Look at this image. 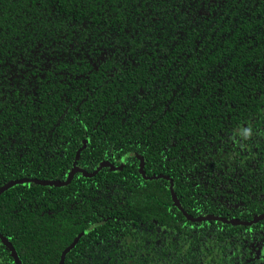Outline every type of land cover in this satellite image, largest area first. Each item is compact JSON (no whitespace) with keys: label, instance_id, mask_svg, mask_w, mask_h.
<instances>
[{"label":"trees","instance_id":"16d2710c","mask_svg":"<svg viewBox=\"0 0 264 264\" xmlns=\"http://www.w3.org/2000/svg\"><path fill=\"white\" fill-rule=\"evenodd\" d=\"M127 153L0 193L20 264H264V219L137 173L264 214V0H0V187Z\"/></svg>","mask_w":264,"mask_h":264},{"label":"water","instance_id":"95a60500","mask_svg":"<svg viewBox=\"0 0 264 264\" xmlns=\"http://www.w3.org/2000/svg\"><path fill=\"white\" fill-rule=\"evenodd\" d=\"M77 153H75V159L77 158ZM129 156H136L134 154H130V153H127L125 155H123V157L121 158L120 162H119V166L118 167H112L111 165H109L108 163L106 162H102L100 163L96 168L95 170L91 173V174H86L84 173V171H82L81 169H78L76 167H72L71 170L69 171V173L67 174L66 178L64 181L62 182H57V181H38V180H33V179H20V180H15V181H8L6 182L5 184H3L1 187H0V193H2L4 190H6L7 188H9L10 186L12 185H15V184H21V183H28V182H31V183H34V184H38V185H48V186H53V187H61V186H65L67 185L73 174L76 173V172H80L82 174L83 177H92L93 175H95L101 168H108L110 170H113V171H119L121 170V168L123 167L124 165V162H125V159ZM140 161L139 163V166H138V170H137V173L139 174L140 178L144 181H152V180H157V179H164L166 180L170 187H169V191H170V197H171V201L173 203V205L177 208V210L181 213V215L186 219L188 220L189 222H200V221H216V222H220L222 224H229V225H239V226H246V225H249V224H252L254 222H256L257 220L259 219H264V214H261L257 217H255L254 219H252V221L250 222H239V221H234V220H227V219H222V218H219V217H216V216H203V217H197V218H194L192 219L191 217L187 216L182 210L181 208L179 207V205L176 203L175 199H174V196H173V193H172V183L171 181L169 180V178L167 177H164V176H151V177H146L143 173V160L139 157H137ZM74 241H72V243L67 246L61 253H60V256H59V261L57 264H62V261H63V257L64 255L68 252V250L73 246L74 244ZM0 243H2L8 250L9 252V255L13 261V264H20L17 257H16V254L14 252V250L11 248V246L9 245V243L3 238L1 237L0 235Z\"/></svg>","mask_w":264,"mask_h":264},{"label":"flooded vegetation","instance_id":"af4514ba","mask_svg":"<svg viewBox=\"0 0 264 264\" xmlns=\"http://www.w3.org/2000/svg\"><path fill=\"white\" fill-rule=\"evenodd\" d=\"M173 193V192H172ZM174 196V195H173ZM174 199H175V197H174ZM175 201H176V203L178 204V202H177V200L175 199ZM172 205H173V203H172ZM179 205V204H178ZM174 206V205H173ZM175 207V206H174ZM180 207V206H179ZM176 208V207H175ZM181 208V207H180ZM177 209V208H176ZM181 210H182V208H181ZM183 211V210H182ZM184 212V211H183ZM185 213V212H184ZM186 214V213H185ZM187 215V214H186ZM203 217V216H202ZM257 217V216H256ZM197 218V217H196ZM255 217H253L252 219H254ZM192 219H194V218H192ZM252 219L251 220H249V221H245V222H250V221H252ZM227 220H229V219H227ZM230 220H232V219H230ZM260 220H263V219H259V220H257L256 222H254V223H252V224H249V225H246V227H249V226H252V225H254V224H256L258 221H260ZM235 221V220H234ZM239 222H241V221H239ZM193 223H195V222H193ZM227 225H229V224H227ZM235 226H239V225H235ZM244 227V226H243Z\"/></svg>","mask_w":264,"mask_h":264}]
</instances>
